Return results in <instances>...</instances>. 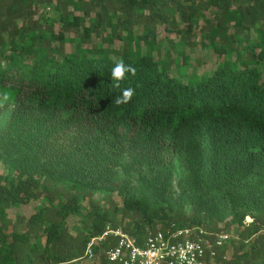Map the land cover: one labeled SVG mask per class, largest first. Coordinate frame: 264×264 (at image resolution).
<instances>
[{
  "label": "trees",
  "instance_id": "trees-1",
  "mask_svg": "<svg viewBox=\"0 0 264 264\" xmlns=\"http://www.w3.org/2000/svg\"><path fill=\"white\" fill-rule=\"evenodd\" d=\"M159 25L199 35L216 70L187 73L186 57L155 46ZM121 60L135 72L117 88ZM0 147L14 152L0 158V264H87L106 227L141 243L170 223L217 231L221 220L248 247L236 259L264 264V0H0ZM142 168L117 203L106 174ZM32 200L23 230L8 232L9 210ZM71 215L82 216L74 235ZM114 243L94 245L91 264H108Z\"/></svg>",
  "mask_w": 264,
  "mask_h": 264
},
{
  "label": "built area",
  "instance_id": "built-area-1",
  "mask_svg": "<svg viewBox=\"0 0 264 264\" xmlns=\"http://www.w3.org/2000/svg\"><path fill=\"white\" fill-rule=\"evenodd\" d=\"M108 236L115 239L105 251L108 264H224L228 260L227 247L238 237L225 229L209 231L201 225L178 227L170 223L163 229L148 231L139 243L120 227H106L87 242L86 259L94 258L93 246Z\"/></svg>",
  "mask_w": 264,
  "mask_h": 264
},
{
  "label": "rangeland",
  "instance_id": "rangeland-1",
  "mask_svg": "<svg viewBox=\"0 0 264 264\" xmlns=\"http://www.w3.org/2000/svg\"><path fill=\"white\" fill-rule=\"evenodd\" d=\"M49 21L50 19L56 15V10L53 8H47ZM53 27L56 31L60 29V24L57 21H54ZM134 31L137 33V27L134 26ZM232 31V30H231ZM251 38L256 39V34L254 32H250ZM73 36L72 32H69L67 34V37ZM156 42L155 46L157 45L161 46V49L166 48L167 50H170L172 57H186L188 59L187 65H185V71L190 74H197V75H210L214 70H216L220 59L217 57V55L209 48H204L201 43H199V35L195 36L193 38H190L189 42L187 43L183 39H180V35L177 34L175 31H171L165 28L163 25H159L157 27V36H156ZM77 40V39H76ZM91 43L99 44L100 41L97 37L92 36L91 37ZM90 44H87L89 46ZM121 45L119 41H115L113 44L114 48H118ZM74 47L73 42L69 39L65 42V48L67 51L72 50ZM156 51H154V54ZM162 53V52H161ZM165 54V53H162ZM166 56V55H165ZM180 71V70H178ZM12 151L6 150L5 148L0 147V158L5 157L7 155L14 156V152L10 153ZM150 173L149 170H146L144 168L139 170H134L130 173V175H126L123 173L121 169L110 171V173L106 174L108 177L109 185L113 194V198L117 203L120 202V196L116 192L119 185H122V183H133L141 174ZM6 174V170L3 168L2 163L0 162V184L4 182V176ZM103 176V175H101ZM104 177V176H103ZM171 191L178 193V184L177 181H173L171 183ZM98 196H95L94 199L96 200ZM40 200H32L27 204H22L19 208H11L9 210V217L11 219V226L13 227L9 228L7 231L9 232L12 229H15L16 231H22L24 228V223L27 220V218L35 212V209L38 205ZM89 204L87 202H83V207H88ZM81 215H71L66 220V225L69 230V232L74 235L77 228H81ZM245 221L248 223L251 221L250 217H246ZM225 221L218 222V227L220 229H225L232 233L233 235L238 234V227L236 225H229L225 227ZM237 240H233L230 242V245L226 249V254L228 257V261H235L237 260L236 257L241 255L242 252L246 251L248 247H244L243 249H238V242ZM248 243V240L245 241ZM84 262L87 264H91L94 262L95 259L89 260L86 259L84 256L83 258ZM258 260H256L257 262ZM237 262L240 264L242 263V259L238 258ZM233 264V263H232Z\"/></svg>",
  "mask_w": 264,
  "mask_h": 264
},
{
  "label": "clouds",
  "instance_id": "clouds-1",
  "mask_svg": "<svg viewBox=\"0 0 264 264\" xmlns=\"http://www.w3.org/2000/svg\"><path fill=\"white\" fill-rule=\"evenodd\" d=\"M126 72L134 73L135 69L132 68L131 66L126 65L123 62V60L115 64L114 68L111 71V75L117 83L114 84L113 87L118 88L120 86L119 81L124 79ZM133 95H134V89H132L131 87L123 89L122 94L120 96H117L115 100L113 101V103L115 105H121V104L128 103L131 100Z\"/></svg>",
  "mask_w": 264,
  "mask_h": 264
}]
</instances>
